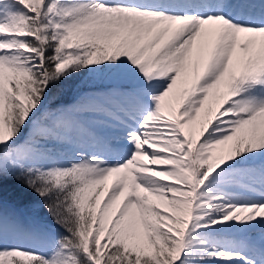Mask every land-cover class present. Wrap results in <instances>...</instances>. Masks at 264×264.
I'll use <instances>...</instances> for the list:
<instances>
[{"label": "snow or ice", "instance_id": "snow-or-ice-1", "mask_svg": "<svg viewBox=\"0 0 264 264\" xmlns=\"http://www.w3.org/2000/svg\"><path fill=\"white\" fill-rule=\"evenodd\" d=\"M0 264H264V0H0Z\"/></svg>", "mask_w": 264, "mask_h": 264}, {"label": "trees", "instance_id": "trees-1", "mask_svg": "<svg viewBox=\"0 0 264 264\" xmlns=\"http://www.w3.org/2000/svg\"><path fill=\"white\" fill-rule=\"evenodd\" d=\"M78 81H79V78H77V80L75 81V83H79ZM63 99H64L65 101H69V100L71 99V92L67 93V94L65 95V97H63Z\"/></svg>", "mask_w": 264, "mask_h": 264}, {"label": "rangeland", "instance_id": "rangeland-1", "mask_svg": "<svg viewBox=\"0 0 264 264\" xmlns=\"http://www.w3.org/2000/svg\"><path fill=\"white\" fill-rule=\"evenodd\" d=\"M86 80V77H83V78H79V83H81V82H83V81H85ZM86 86V85H85Z\"/></svg>", "mask_w": 264, "mask_h": 264}]
</instances>
